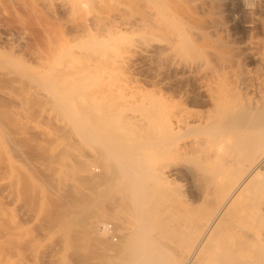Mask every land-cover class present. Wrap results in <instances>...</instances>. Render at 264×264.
I'll return each instance as SVG.
<instances>
[{"label": "bare ground", "instance_id": "bare-ground-1", "mask_svg": "<svg viewBox=\"0 0 264 264\" xmlns=\"http://www.w3.org/2000/svg\"><path fill=\"white\" fill-rule=\"evenodd\" d=\"M48 3L50 4V0ZM90 3L93 1L53 0V5L63 10H85ZM87 12L89 11L83 13ZM149 14L141 22L124 25V28L114 31L121 34L128 29H146L161 18L153 8ZM86 18L87 16L83 19L84 22L88 21H85ZM155 25L158 24L155 23L153 27ZM87 26L89 30L88 23ZM74 31L73 37L78 38L81 35L79 31L82 30ZM176 36L169 39L153 37L151 41L148 40L151 43L145 42L148 46L142 43L140 49L136 47L138 55L150 58L156 52L164 53L175 49L179 44ZM18 37L22 38L21 35ZM244 44L246 57L257 58L264 68V40L248 39ZM83 47L75 52L67 51V58L60 63L62 69L70 72L61 80L59 88L57 87L58 92L51 88L55 91L50 96L53 100H58L56 102L62 107V112L64 110L68 113L65 112L68 115L66 126L77 129L96 148L95 162L100 165V169L93 163L90 165L87 159L79 158L76 161V171L80 172L81 182L88 179L113 182L115 191L120 194L116 200L123 210L106 212L102 205L103 198L107 196L104 188L100 187L98 191H92L88 195L79 194L72 169L61 180L57 171L59 159L55 152L46 153L49 168L42 184L49 195L39 185L37 193H34L35 197L33 196L37 210L47 206L44 202L51 197L50 193L54 199L59 197L60 207L64 206L61 208L65 209L60 220H66L69 227L73 226L71 236L68 239L66 237L68 241L65 243L82 247L91 243L98 245L107 251L105 260L107 259L108 264H264V70L252 76L249 71H235L228 66L230 63L226 65L223 62L226 66L220 68L221 72H216L215 68L216 71L204 73L199 82L201 110L191 109L183 103L148 99L144 93L122 97L121 104L116 95L112 97V92H92V69L93 66L96 68V61H93L95 51L87 46ZM136 48L133 49L136 51ZM185 48L187 51V47ZM104 52L100 53L101 57ZM95 56L98 57V54ZM118 57L116 58L119 62L121 58ZM115 63L112 64L115 66ZM171 66L174 69L190 71L193 65L191 60H173ZM100 69L98 68L99 71ZM259 72L261 71L257 73ZM238 88L245 89L246 93L242 96ZM78 103H83L84 108H81V104L77 109L75 106ZM0 114L2 118V114L6 115L4 110ZM66 126L64 127L67 128ZM185 138L187 142L184 144L182 140L185 141ZM37 144L34 146L41 150L40 144L39 147ZM151 149L155 150L156 155V151H159L162 157L184 154L193 164L178 160V157H169L171 159L165 164L156 167ZM183 173L188 176L199 202L205 204V214L188 212L174 195L168 194L161 186L162 181ZM9 181L1 182L0 187L2 195L11 200L12 191L10 189L8 192L7 188ZM6 215L3 206H0V217L4 219L0 225V237L5 240L11 237L13 230L16 231L9 230L10 219ZM91 218L94 222L90 221ZM108 221L122 225L124 229L117 242L110 241L101 234L109 231ZM115 231L118 233L117 227ZM185 233L190 238L191 249L176 256L169 246ZM18 236L15 234V237ZM21 236L19 240L22 239ZM27 246H23V243L9 244L8 247L0 245V264H28L33 259L31 257L35 249L29 251L27 249L33 245L29 248ZM49 249L46 252L48 256L51 255ZM24 250L32 254L26 252L30 260H26Z\"/></svg>", "mask_w": 264, "mask_h": 264}, {"label": "rangeland", "instance_id": "rangeland-1", "mask_svg": "<svg viewBox=\"0 0 264 264\" xmlns=\"http://www.w3.org/2000/svg\"><path fill=\"white\" fill-rule=\"evenodd\" d=\"M92 1L93 3H90L85 10L70 8L63 10L53 5V0H50L51 5L48 3L49 0H0V112L4 110L6 113V115L2 114L3 118L0 114V183L10 180L9 186H12V188L7 187L9 188L8 192L10 189L12 191L10 193L11 200L2 195L0 187V206H3L5 214L10 219L9 230L12 232L13 229H16L7 240L0 237V245L8 247L9 244L23 243V246L28 245L27 248L33 245L30 249H25L29 251L35 249L34 255L36 252L35 256L37 257L24 250V253L28 252L33 256L28 264H108L107 259L105 260L107 251L98 245L91 243L82 247L80 245L69 246L68 243H65L71 236V227L73 226L69 227L66 220H60V217L64 216L65 209H62L64 206L60 207L59 197L54 199L50 193L51 197L49 198L51 199L46 198L48 202H46L47 200L44 202L47 206L37 210L34 193H37L39 185L47 193V188L42 184V179L48 174L49 168L47 167L46 153L55 152L58 155L57 171L61 180L67 177L69 169L74 170L73 176L79 188V194L88 195L92 191H98L100 187L104 188L107 196L103 198L102 205L106 212L123 210L122 205L116 200L120 194L115 191L113 182L94 179L81 182L80 172L76 171V161L79 158L89 160L90 165L93 163L97 169L101 167L95 162L96 148L86 141L77 129L66 126L68 113L65 111L66 114L64 110L62 112V107L56 102L58 100H53L50 96L55 90V92L59 91L61 80H64V76L70 72L62 69L61 66L68 56L67 51L75 52L83 46L94 50L93 61H96L97 69L93 66V72L91 71L92 92L95 94L112 92L110 93L112 97L116 95L115 97H118L117 100L120 103L123 101L122 97L144 93L148 99L183 103L191 109L201 110L199 82L204 73H209V71L211 73L216 69V72H221L220 68L229 63L228 66L233 67V70H246L252 76H256L264 70L257 58L246 57L247 50L245 49L246 44H244L248 39L264 40V0ZM152 8L159 18L163 19V21L161 18L156 20L157 22L154 21L158 25L153 27L155 24L153 22L152 26L146 28L148 30L130 31L128 29L121 34L115 32L117 28L122 29L124 25L129 26L149 17L151 14L149 11ZM82 11L89 12L83 13ZM86 16L85 21L90 20L91 22L83 21ZM87 23L90 25L89 30L86 28L89 27ZM74 28L82 30L79 31L81 35L78 38L73 37ZM18 35H21L22 38L20 39ZM175 35L179 40L177 48L164 53L156 52L157 54H153V57L150 58L138 55L137 48H141L142 43L151 41V38L169 39ZM75 42L76 44H74ZM149 43L151 42L147 44ZM82 44L84 45L82 46ZM147 44L146 46H148ZM134 47H137L136 51L133 49ZM102 52L105 54L103 53L101 57L100 53L102 54ZM97 54L98 57L95 56ZM118 56L121 59L123 57V60L119 59L118 62L116 58ZM173 60H179V62L191 60L193 70L174 69L171 66ZM108 61L111 63L109 62V64ZM120 62L121 64H119ZM223 62L226 65H223ZM112 63H115L116 67ZM98 68H101L100 71ZM258 71L261 72L257 73ZM62 84L64 83L62 82ZM237 90H240L241 95L246 93L243 88ZM79 104L75 106L77 109L82 105L81 108H84L83 103L80 106ZM186 139L182 140L183 143L187 142ZM34 143L40 144V147L38 144L37 146L41 150L34 146ZM151 150L156 167L177 157L178 160L193 164L190 158L184 154L171 155L169 158L168 156L162 157L159 151H156V155L155 150ZM34 152L35 154H33ZM161 186L168 194L174 195L188 212L197 215L205 214L206 206L201 204L195 196L186 174L171 176L168 180L162 181ZM48 193L47 195H49ZM57 202L58 205H56ZM62 202L61 205H64ZM8 219L5 220L8 221ZM11 219L14 220L11 221ZM91 219L90 221L94 222L93 218ZM0 220V222H4L1 217ZM55 221L57 222L55 223ZM16 223L17 225H15ZM108 224L109 233L101 232V234L103 233L102 235H105L106 239L117 242L124 229L122 225H115L110 221ZM115 227L118 228V233L115 231ZM15 234L16 236L22 235L21 241L19 236L15 237ZM11 238L12 240H10ZM32 242L34 243L32 244ZM49 248L51 255L48 256L46 252ZM169 248L176 256L185 254L191 249L190 238L185 233L176 238ZM28 254H25L26 260H30L27 258Z\"/></svg>", "mask_w": 264, "mask_h": 264}]
</instances>
